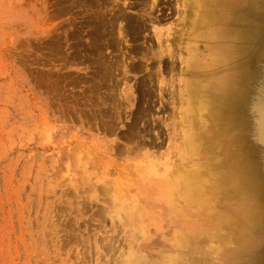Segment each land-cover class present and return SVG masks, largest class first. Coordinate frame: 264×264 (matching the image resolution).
I'll return each mask as SVG.
<instances>
[{
  "label": "rangeland",
  "instance_id": "obj_1",
  "mask_svg": "<svg viewBox=\"0 0 264 264\" xmlns=\"http://www.w3.org/2000/svg\"><path fill=\"white\" fill-rule=\"evenodd\" d=\"M263 92L264 0H0V264H264ZM137 118L156 124L140 145ZM135 145L159 179L141 194L168 178L192 202L185 234L155 202L122 222Z\"/></svg>",
  "mask_w": 264,
  "mask_h": 264
},
{
  "label": "bare ground",
  "instance_id": "obj_2",
  "mask_svg": "<svg viewBox=\"0 0 264 264\" xmlns=\"http://www.w3.org/2000/svg\"><path fill=\"white\" fill-rule=\"evenodd\" d=\"M208 1L209 0H206V3ZM227 3L229 4V7H231V3L230 2H227ZM225 4L226 3L220 4V7L225 5ZM184 7L185 6L183 4L182 8L184 9ZM213 9H215V7L214 8H212V7L211 8L210 7L209 8H205L200 13V14H202V16L200 18L206 19V16L212 14V10ZM228 12L229 11H227L226 9L223 8V11L221 10L218 15H215L216 22L213 25L214 28H216L219 31H222V29H223L222 26L226 22L227 13ZM196 29H198V28H195V26H194L193 29H192V31H194V32H192V34L197 32ZM190 38H192V37L190 36ZM225 42H227L226 39L223 41L224 49L229 51L227 45H225ZM224 59L226 60L225 57H222V60H224ZM193 70L192 71L195 72L198 69H196V70L193 69ZM218 75L220 76V73H218ZM200 77H201V74L199 75V73L195 72L194 75L191 77V80H190V82H189V84L187 86V89H184L187 92V94H188V98L186 99L188 102H187V104L185 106L186 107L185 110H186V112L187 111L188 112H187V114H184L183 117L181 118V120L179 122V128H180V130L183 133L186 134V135L184 134L183 137H182L183 143L186 145V149L184 150L185 152L184 151L181 152V153H184V154H181V156H180L181 157V161L182 162L184 161L185 163H187L188 161L191 162L190 158H186V155L192 154V152L195 150V146L193 144H191V142H189V143H187V142L190 141L191 128L193 129V127H195V126H192V125L193 124L195 125L196 121L197 122L200 121V119L198 118L199 116L196 113L199 111L200 107H202L201 105L204 104L203 102L201 103L199 101H196V95H197V93H199V90L198 89H191V88H189V85H193V83H195L198 80H200ZM211 90H214V92L216 90H218V85L217 84L211 85L210 88H209V91H211ZM189 100H190V102H189ZM112 106H113V103L111 104L110 107L112 108ZM115 106H116V104H114L113 108H114V111L116 110L115 111L116 117L119 120L120 119L121 108L120 107H115ZM188 118H189V123L186 122V119H188ZM118 120H117V122H118ZM137 121H138V123H136V126H133V127L129 128L125 135L127 136L128 140H131V141L136 140L137 144L140 145L141 142H143V140L147 136H149L150 134H152L154 132V127H155L156 124H153V125H150V126H146L145 123L143 122V123H141L139 125V123H140L139 122V118H137ZM102 128L105 130L107 127L103 126ZM111 128H112V126H110V129ZM218 134H219V132L218 133L216 132V134H215L216 138H219ZM149 146L151 148H157L158 144L150 143ZM216 147L217 146H215V148ZM143 148H144L143 145L139 146V147L137 145H135V148H132V149L126 151V153L129 156H133V158H135V161L133 163L126 164L124 166L125 168L123 170H121V172L124 175L128 176L134 182V187H135L134 189L136 191L134 193H126L127 195H125V197L129 198V199H126L125 204H123V202L121 203L122 205H124V206L121 207L122 212H123V217H122L123 220H122V222H124L127 226H130V227H136V226H138V224L142 225L143 224L142 220L141 219H137L136 217H134V215L135 214H139L141 212H145V209H146L145 207L148 206L150 204V202H155V203H157V205H161L162 206V214L161 215H157L156 214L157 211H155V212H153V211L146 212L149 215V217H151V221H155V219H157L159 217H163V216L165 218L170 219L172 222L175 221L176 219L177 220L179 219V221H180L181 218H182L183 225L181 227V231L183 232V234H185L186 231H187L186 227H188V226H186V225L184 226V223H185L184 212H185L186 208H188L191 205L192 202L187 197L184 198L185 200H183V198L180 197L181 201H179V202L177 201L176 202V200H175V198H173V194H172V191H173L174 186H175L174 182H170V179H168V178L166 179L165 178L164 180L158 182L159 183L158 187H157L158 191H154L155 193L151 192L149 194L148 193L141 194L142 192H146L147 191L145 189L146 186L151 187L152 183L155 182V180H159V179H153V178H158V175L155 172V169L152 168V164H153L152 163V159H150L147 156H143L139 160H138V158H136V156L139 157L142 154L141 152H142ZM215 150L219 154V150H221V148L218 147ZM212 155L213 154H210L209 157H211ZM143 167L146 170L142 171ZM77 169H78V167H77ZM177 178H178L179 182H181V181L182 182L183 181L184 182H191V180L194 179L195 177H194L192 172L188 173V174H186V172H184V173H180L179 177H177ZM144 180H146V182ZM90 187H92V186H90ZM157 188H156V190H157ZM185 193H187V191H185ZM183 234H182V236H183ZM182 241H184V240H182ZM165 244H167V243H165ZM174 244H176V243H174ZM174 246H176V245H174ZM168 262H169V260H168Z\"/></svg>",
  "mask_w": 264,
  "mask_h": 264
},
{
  "label": "water",
  "instance_id": "obj_3",
  "mask_svg": "<svg viewBox=\"0 0 264 264\" xmlns=\"http://www.w3.org/2000/svg\"><path fill=\"white\" fill-rule=\"evenodd\" d=\"M260 117L258 121V136L259 139H264V92L260 96Z\"/></svg>",
  "mask_w": 264,
  "mask_h": 264
},
{
  "label": "snow or ice",
  "instance_id": "obj_4",
  "mask_svg": "<svg viewBox=\"0 0 264 264\" xmlns=\"http://www.w3.org/2000/svg\"><path fill=\"white\" fill-rule=\"evenodd\" d=\"M260 144L262 147H264V139H261Z\"/></svg>",
  "mask_w": 264,
  "mask_h": 264
}]
</instances>
